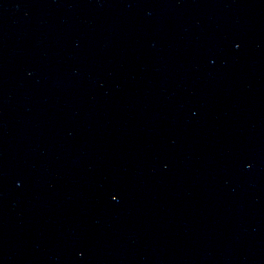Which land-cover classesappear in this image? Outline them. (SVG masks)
<instances>
[{
    "label": "water",
    "instance_id": "1",
    "mask_svg": "<svg viewBox=\"0 0 264 264\" xmlns=\"http://www.w3.org/2000/svg\"><path fill=\"white\" fill-rule=\"evenodd\" d=\"M0 264H264V0H0Z\"/></svg>",
    "mask_w": 264,
    "mask_h": 264
}]
</instances>
